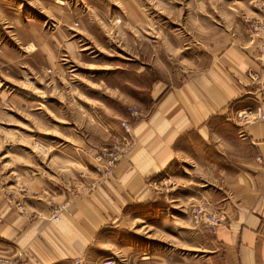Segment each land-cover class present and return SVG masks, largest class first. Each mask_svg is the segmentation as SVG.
Listing matches in <instances>:
<instances>
[{"label": "rangeland", "instance_id": "1", "mask_svg": "<svg viewBox=\"0 0 264 264\" xmlns=\"http://www.w3.org/2000/svg\"><path fill=\"white\" fill-rule=\"evenodd\" d=\"M234 1L0 0V190L46 188L47 218L66 235V259L55 264H209L216 231L194 213L203 207L199 214L218 226L225 216L195 202L198 190L189 187L198 185H180L187 168L148 175L142 201L130 205L104 203L100 186L115 182L137 144L135 122L156 108L151 86L176 80L181 59L167 54L200 28L188 17L206 10L200 21L216 30L234 19ZM126 3L136 4L131 16ZM254 19L263 29L264 16ZM122 122L131 125L126 139L125 131L103 133ZM85 202L92 219L79 209ZM74 204L76 225L68 220Z\"/></svg>", "mask_w": 264, "mask_h": 264}, {"label": "crops", "instance_id": "2", "mask_svg": "<svg viewBox=\"0 0 264 264\" xmlns=\"http://www.w3.org/2000/svg\"><path fill=\"white\" fill-rule=\"evenodd\" d=\"M195 3L207 6L188 4ZM132 5H125L130 16ZM234 5V19H226L216 30L200 21L206 10L189 15L194 25L199 20V30L195 26L186 37L192 42L175 45L167 54L181 59L176 80L151 86L156 108L150 117L135 122L137 144L118 165L115 182L102 183L100 194L108 205L141 202L138 196L148 175L175 165L187 168L189 174L180 185H198L189 187V192L198 190L195 202L225 216L215 233L208 232L213 253L207 262L264 264V121L244 119L249 108L264 114V30L254 25V18L264 16V0H235ZM254 74L258 78L253 80ZM105 126L108 137L124 134L121 124L112 130ZM6 190L9 199L0 190V264H55L66 259L64 226L47 218L46 188ZM79 206L84 218L92 219L90 204ZM73 209L68 220L76 225L75 204Z\"/></svg>", "mask_w": 264, "mask_h": 264}, {"label": "built area", "instance_id": "3", "mask_svg": "<svg viewBox=\"0 0 264 264\" xmlns=\"http://www.w3.org/2000/svg\"><path fill=\"white\" fill-rule=\"evenodd\" d=\"M262 30H264V26H263ZM251 78L254 80V79L258 78V75L254 74V75L251 76ZM138 113L139 112H138L137 109H133L132 110V114L133 115H137ZM244 119L247 120V121H256L258 119L262 120V119H264V114L262 112H259V110H257V109L249 108V109L246 110V116H245ZM121 124L123 126V129L125 130L124 138L126 139L127 138V134L131 133V125H129V123H125V122H122ZM121 149H123V148H121ZM115 156H118V155L115 154ZM100 158H102V156H100ZM199 207H201V206H199ZM202 209H203V207H201L198 210V213H196V212L194 213V216H196V218H197V222L203 224L205 226V228H207L209 231L215 232L216 227L220 223L219 220L217 219V217L209 218V216L207 214L206 215L205 214L204 215L199 214V213L202 212ZM60 210L61 209H59L58 211H56L54 213V215L52 216L53 220H59V217H60L59 216V211Z\"/></svg>", "mask_w": 264, "mask_h": 264}, {"label": "bare ground", "instance_id": "4", "mask_svg": "<svg viewBox=\"0 0 264 264\" xmlns=\"http://www.w3.org/2000/svg\"><path fill=\"white\" fill-rule=\"evenodd\" d=\"M125 131V130H124ZM60 216V215H59ZM59 221V220H58Z\"/></svg>", "mask_w": 264, "mask_h": 264}]
</instances>
